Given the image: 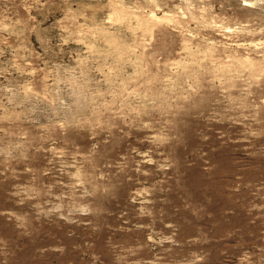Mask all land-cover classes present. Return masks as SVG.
I'll return each mask as SVG.
<instances>
[{
	"label": "rangeland",
	"instance_id": "374dc122",
	"mask_svg": "<svg viewBox=\"0 0 264 264\" xmlns=\"http://www.w3.org/2000/svg\"><path fill=\"white\" fill-rule=\"evenodd\" d=\"M263 58L264 0H0V264H264Z\"/></svg>",
	"mask_w": 264,
	"mask_h": 264
},
{
	"label": "bare ground",
	"instance_id": "6f19581e",
	"mask_svg": "<svg viewBox=\"0 0 264 264\" xmlns=\"http://www.w3.org/2000/svg\"><path fill=\"white\" fill-rule=\"evenodd\" d=\"M149 19L145 22L147 25H148V23H150V24H153L154 22L153 21H155V18H153V17H148ZM147 25H146V27H147ZM154 25V24H153ZM149 26V25H148ZM263 62H264V58H263ZM209 65V64H208ZM249 66L250 68H252L253 67V65H255V63L254 62H252L250 59H248V58H244V59H239L238 61H237V66L238 67H242V66ZM258 65V64H257ZM264 66H261V68H263ZM234 69L236 68V67H233ZM221 70L224 72V71H229V69H228V66H223L222 68H221Z\"/></svg>",
	"mask_w": 264,
	"mask_h": 264
}]
</instances>
